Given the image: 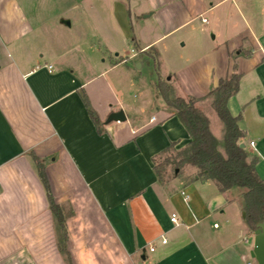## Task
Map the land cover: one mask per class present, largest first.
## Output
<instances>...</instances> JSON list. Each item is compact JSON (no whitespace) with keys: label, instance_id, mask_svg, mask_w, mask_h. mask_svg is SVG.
<instances>
[{"label":"crops","instance_id":"1","mask_svg":"<svg viewBox=\"0 0 264 264\" xmlns=\"http://www.w3.org/2000/svg\"><path fill=\"white\" fill-rule=\"evenodd\" d=\"M23 1L0 0V264H66L32 155L65 215L71 264L245 261L248 248L239 238L249 230L238 193L220 192L210 179L195 177V168L157 179L153 157L171 144L183 148L190 136L158 94L157 81L136 80L135 71L153 49L157 76L170 84V95L194 97L199 110L220 78L238 74L227 107L240 115L239 143L257 158L255 170L264 179V0L252 8L215 0L198 12L200 0L193 6L184 0H78L74 6L86 21L61 48L55 41L42 46L40 27ZM204 10H214L211 37L182 62L159 60L157 44L172 38L185 46L173 34L205 18ZM133 17L143 19L138 36ZM64 20L71 26V18ZM149 27L155 29L151 38L143 34ZM103 54L108 59L98 58ZM135 87L139 100L133 103ZM119 109L125 119L106 122Z\"/></svg>","mask_w":264,"mask_h":264},{"label":"trees","instance_id":"2","mask_svg":"<svg viewBox=\"0 0 264 264\" xmlns=\"http://www.w3.org/2000/svg\"><path fill=\"white\" fill-rule=\"evenodd\" d=\"M239 82V75L220 78L215 87L207 93L212 98V107L223 125L222 139H217L209 129L208 118L196 106L194 97H179L170 95V85L158 78L156 89L167 106L179 118L190 136L189 142L179 150H172L171 146L153 157V169L157 179L165 182L176 174L185 165L196 169L195 177L213 180L220 192L234 187L240 188L241 209L244 213L243 220L250 230L264 218V179L260 178L255 170L257 158H248V153L239 146L242 132L238 127L240 115H232L227 107V100L233 95ZM87 111L93 121L97 123L96 114L89 108L87 99L83 96ZM172 156L174 158L172 159ZM35 168L45 189L48 205L53 214L57 235V248L62 254L66 264H71L70 253L66 247L67 230L65 215L61 205L53 200L50 187L44 173L40 159L32 155ZM160 159L169 161L172 166V175L162 177L157 163ZM164 174L167 169L164 168Z\"/></svg>","mask_w":264,"mask_h":264},{"label":"rangeland","instance_id":"3","mask_svg":"<svg viewBox=\"0 0 264 264\" xmlns=\"http://www.w3.org/2000/svg\"><path fill=\"white\" fill-rule=\"evenodd\" d=\"M142 2V0H139ZM185 3L188 6H193L195 0H184ZM202 2V7L200 6L196 12H198L200 9L203 10L204 8H207L210 6V1L215 0H200ZM238 5L246 6V7H255L257 3H259V0H233ZM24 7L27 14H29V17L31 21L34 23L35 26L40 27V35H42L44 41H43V47L46 48V46L50 45V43L56 44V47L61 48L66 46L67 43L65 42H72L76 38L77 35H80L81 32V23L85 20V14L81 13L80 6H74L78 2V0H24ZM132 3V1H131ZM224 6V5H223ZM95 12L97 14L98 9H95ZM202 16H204L207 20V23H201L200 18H194L191 23H189L186 26H183L180 30H177L173 36H181L183 38L182 41H185V46L179 47L174 39L172 38H166L159 42L157 44V47L161 53V57L159 60H161L164 64L168 65H175L180 59L181 62L189 57V54L192 53V48H195L196 44L204 43L205 40L209 39L211 37V22L214 17V10H204L202 13ZM87 16V15H86ZM95 16V15H94ZM65 18H71L72 24L69 27L63 26L60 22L61 20H64ZM87 18V17H86ZM141 21H143L142 18L133 17L132 18V26L133 30L136 36H138L139 31L138 28L141 25ZM154 27L145 28L143 31L144 37L151 38L155 34ZM67 35L70 36L72 39H68ZM172 36V37H173ZM78 37V36H77ZM51 40V42H49ZM55 41V42H54ZM161 48V49H160ZM149 55L152 56L150 59H147V64L143 66L142 69H138L135 71V79L141 81H145L146 84H149L150 80L157 81V71H156V61L154 60V56L156 57L153 49H148ZM98 58H105L108 59L107 55L103 54L100 55ZM106 65V63H105ZM111 72H106L103 76H100L99 79H103L104 77L107 78ZM160 80H163L160 78ZM165 81V80H164ZM168 85H170L168 83ZM131 99L132 102H137L139 100V88L135 87L131 90ZM212 98L209 96L207 100H203L202 103H200V108L205 114V116L208 118L210 131H212V134L216 136L217 139L221 140L223 136V125L222 122L219 120L216 112L214 111L211 101ZM200 110V111H201ZM174 156H172V159ZM248 158H251L248 155ZM172 159H169V161H165V159H160L157 163L158 170L160 171V175L162 177L171 176L173 173L172 166L173 164H169ZM167 169V173L164 174V170ZM194 167L191 165H185L182 166L176 173L179 171H192ZM176 170V169H175ZM182 171V172H183ZM183 172V173H184ZM175 176V175H174ZM187 177V176H185ZM215 185L216 183L210 179ZM211 182V183H212ZM217 186V185H216ZM231 193H238L239 194V200L240 199V193L241 189L234 187L232 188ZM235 196V195H234ZM242 215V211H241ZM249 232L245 233L244 236H241L239 238V243L241 245L245 244L248 248L246 253L245 261L241 262V264H255V261L253 258L249 255V247L252 245L253 241V230H250L248 228ZM247 239V243H245L243 240ZM248 262V263H246Z\"/></svg>","mask_w":264,"mask_h":264},{"label":"water","instance_id":"4","mask_svg":"<svg viewBox=\"0 0 264 264\" xmlns=\"http://www.w3.org/2000/svg\"><path fill=\"white\" fill-rule=\"evenodd\" d=\"M63 22L65 24H69L68 20H63ZM124 119L125 116L123 111L119 109L117 111L111 112L106 118V122L111 120L122 121ZM239 146L243 148L244 144L239 143ZM175 172H177V169ZM249 255L254 259L255 264H264V218L256 224V228L253 230V241Z\"/></svg>","mask_w":264,"mask_h":264},{"label":"built area","instance_id":"5","mask_svg":"<svg viewBox=\"0 0 264 264\" xmlns=\"http://www.w3.org/2000/svg\"><path fill=\"white\" fill-rule=\"evenodd\" d=\"M201 21L206 22V19H205V18H201ZM49 67H50V66H49ZM250 144L252 145V141H250ZM169 220H170L172 223L176 224V223L178 222V218H177L176 213H171V214H170V217H169ZM213 227H217V223H213ZM161 241H162V242H165V239L162 238ZM149 250H150V251L153 250V245L149 247Z\"/></svg>","mask_w":264,"mask_h":264}]
</instances>
